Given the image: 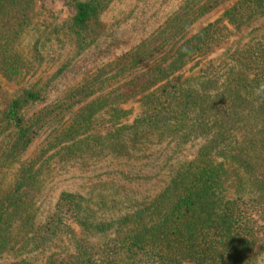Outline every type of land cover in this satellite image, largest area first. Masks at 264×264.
Masks as SVG:
<instances>
[{"label": "trees", "instance_id": "obj_1", "mask_svg": "<svg viewBox=\"0 0 264 264\" xmlns=\"http://www.w3.org/2000/svg\"><path fill=\"white\" fill-rule=\"evenodd\" d=\"M62 1L73 14L52 31L64 33L69 52L41 82L32 78L44 56L39 2L0 0V167L17 163L9 182L0 178V264H264L250 254L264 230V39L189 67L232 28L263 17L264 0H179L129 49L45 103L47 87L106 33L114 0ZM133 99L139 111L127 122L123 104ZM161 144L171 151L156 165L149 158ZM55 157L109 169L86 193L63 189L42 211ZM146 166L157 170L145 180L162 175L153 192L132 183Z\"/></svg>", "mask_w": 264, "mask_h": 264}, {"label": "rangeland", "instance_id": "obj_2", "mask_svg": "<svg viewBox=\"0 0 264 264\" xmlns=\"http://www.w3.org/2000/svg\"><path fill=\"white\" fill-rule=\"evenodd\" d=\"M38 2L39 9L35 20L38 21L39 27L43 30L39 44L44 56L40 64L35 63L37 71L32 78L33 80L40 79L43 82L60 65L61 60L65 59V55L69 52L70 43L64 33H59V37L56 38L52 30L58 28L61 22L68 19L73 14V10L70 6L65 5L62 0H38ZM178 2L179 0H114L103 14V19L107 24L106 33L97 41L95 46L84 53L75 63L69 65L47 87V91H49L45 97V103L54 100L68 85L76 82L78 77L86 70L103 64L129 49L136 41L151 32L164 18L165 14L171 11ZM231 3V1L225 2L200 17L191 26L190 33L197 31L207 22L219 16ZM257 39H264V16L246 22L238 28H232V33L226 40L211 51L194 59L189 67L195 64L196 67L193 69L195 71L208 61L224 58L233 50ZM29 41L27 35L24 43ZM123 106L131 110L128 118H126V121L130 122L139 111V101L133 99L123 104ZM45 135L46 132L35 139L20 159L31 156L42 144ZM197 145V141L185 145L179 156L192 155ZM171 146L165 147L164 144L154 146L151 150L153 155L149 160L155 158L157 160L155 164H161L162 159L170 153ZM163 148L165 150H160ZM160 151H163L161 155L159 154ZM16 164L13 163L7 171L0 167V178L6 183L12 179ZM106 169H109V167L104 162L84 166L76 161L66 163L59 160L58 157L51 159L49 166L45 168L49 177L48 181L44 182L45 185L41 191L40 201L42 204L40 209L44 211L51 206L57 194L63 189L86 193L98 180L95 175ZM155 170L157 168L152 169L149 166H146L143 170L136 169L137 178L132 182L133 185L140 190L155 191L161 184L159 180L162 175L159 174L157 177L147 180L144 178V176H154ZM253 238L254 244L250 254L257 253L258 259L261 260L264 258V230L257 231Z\"/></svg>", "mask_w": 264, "mask_h": 264}]
</instances>
